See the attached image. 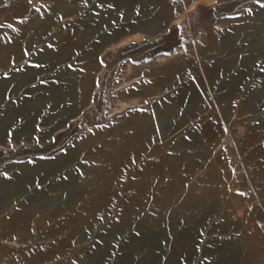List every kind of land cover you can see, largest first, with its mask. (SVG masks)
I'll return each mask as SVG.
<instances>
[{
	"label": "rangeland",
	"instance_id": "1",
	"mask_svg": "<svg viewBox=\"0 0 264 264\" xmlns=\"http://www.w3.org/2000/svg\"><path fill=\"white\" fill-rule=\"evenodd\" d=\"M0 264H264V0H0Z\"/></svg>",
	"mask_w": 264,
	"mask_h": 264
}]
</instances>
